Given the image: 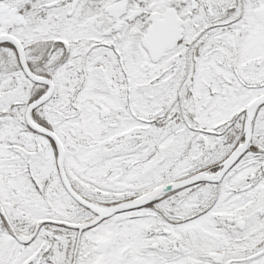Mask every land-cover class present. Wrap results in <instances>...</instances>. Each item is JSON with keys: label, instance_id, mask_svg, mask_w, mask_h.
Returning a JSON list of instances; mask_svg holds the SVG:
<instances>
[{"label": "snow or ice", "instance_id": "1", "mask_svg": "<svg viewBox=\"0 0 264 264\" xmlns=\"http://www.w3.org/2000/svg\"><path fill=\"white\" fill-rule=\"evenodd\" d=\"M0 264H264V0H0Z\"/></svg>", "mask_w": 264, "mask_h": 264}]
</instances>
